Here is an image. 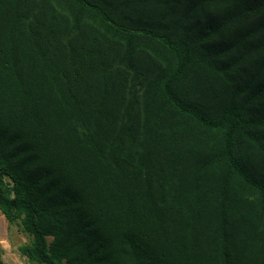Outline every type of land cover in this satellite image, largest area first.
I'll return each mask as SVG.
<instances>
[{
  "label": "trees",
  "instance_id": "trees-1",
  "mask_svg": "<svg viewBox=\"0 0 264 264\" xmlns=\"http://www.w3.org/2000/svg\"><path fill=\"white\" fill-rule=\"evenodd\" d=\"M0 212L33 264H264V0H0Z\"/></svg>",
  "mask_w": 264,
  "mask_h": 264
},
{
  "label": "rangeland",
  "instance_id": "rangeland-1",
  "mask_svg": "<svg viewBox=\"0 0 264 264\" xmlns=\"http://www.w3.org/2000/svg\"><path fill=\"white\" fill-rule=\"evenodd\" d=\"M19 223H8L0 212V250L3 264H33L23 256L19 247L30 242ZM51 238L49 237L48 240Z\"/></svg>",
  "mask_w": 264,
  "mask_h": 264
}]
</instances>
